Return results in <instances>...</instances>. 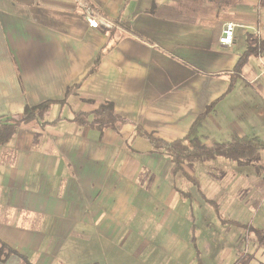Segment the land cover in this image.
Wrapping results in <instances>:
<instances>
[{
    "label": "crops",
    "instance_id": "0c3cea01",
    "mask_svg": "<svg viewBox=\"0 0 264 264\" xmlns=\"http://www.w3.org/2000/svg\"><path fill=\"white\" fill-rule=\"evenodd\" d=\"M87 9L113 28H91ZM249 39L264 40L262 0H0V120L52 104L0 146V264H212L213 219L252 162L197 158L175 174L150 137L181 140L214 106L205 145L264 141L248 114L253 92L264 103V53L237 73ZM105 103L119 131L90 125Z\"/></svg>",
    "mask_w": 264,
    "mask_h": 264
},
{
    "label": "trees",
    "instance_id": "16d2710c",
    "mask_svg": "<svg viewBox=\"0 0 264 264\" xmlns=\"http://www.w3.org/2000/svg\"><path fill=\"white\" fill-rule=\"evenodd\" d=\"M264 4V0H262ZM264 53V40L249 39L248 48L241 56L237 65V73L241 72L251 57H259ZM51 103H45L33 108H27L23 115L0 120V146L8 144L22 125L43 118L51 107ZM214 106L207 109L204 116L208 115ZM91 114L80 113L75 118L79 125L89 124L88 118ZM93 119L90 125L99 130L113 129L119 131L127 123L114 109L113 104L105 103L92 113ZM203 116V118H204ZM203 118H199L189 133L181 140L172 143L161 139L150 137L156 151L165 153L173 165V173H185V165L197 158H224L239 165H249L258 159L264 152V141L258 137H235L229 142H213L211 147L205 145L206 138L199 135L198 127ZM233 226L246 228L252 232L261 244H264V230L253 226L242 225L238 222H230ZM253 257L246 255L240 257L234 264H251Z\"/></svg>",
    "mask_w": 264,
    "mask_h": 264
},
{
    "label": "rangeland",
    "instance_id": "374dc122",
    "mask_svg": "<svg viewBox=\"0 0 264 264\" xmlns=\"http://www.w3.org/2000/svg\"><path fill=\"white\" fill-rule=\"evenodd\" d=\"M243 83H245V81H243ZM238 95L239 92H237V97ZM250 98L251 100L248 101L250 102L249 104H252V107L248 109V114L252 112V119L254 121L257 120L254 125L259 126V133L264 136V103H256L259 97L255 92H253ZM251 166L252 167L247 168L245 171L249 174L246 188L243 189L242 192L238 191L236 196L231 195V197H235V201L231 200L228 203L222 202L221 214H219L218 217L214 216V226L211 230L214 233L216 232V239H219L222 244L220 251L213 252L214 258L212 259V264H232L237 258L246 255L253 257L251 264H264V244L258 241L254 233L247 232L248 230L246 228L239 226L233 227V225L230 224L232 220H236L244 224L261 227V229L264 230V153L260 158L254 160ZM219 173L220 175H225L226 170H220ZM246 208L249 210L244 211ZM207 211L214 214L212 208L205 207L200 214V219H198L200 231H206L205 226L201 224L211 220ZM209 218L210 220H208ZM236 235H238V237L242 236V240L240 245H236L234 248L235 258H232L233 260L228 258L226 261H223L226 258L225 254L228 250L233 248L232 240ZM232 251L230 253H232ZM216 253H218V255Z\"/></svg>",
    "mask_w": 264,
    "mask_h": 264
},
{
    "label": "built area",
    "instance_id": "2783aa9c",
    "mask_svg": "<svg viewBox=\"0 0 264 264\" xmlns=\"http://www.w3.org/2000/svg\"><path fill=\"white\" fill-rule=\"evenodd\" d=\"M84 18L91 28H100V27L105 28V29L113 28V24L110 21L101 17L92 9L86 10V14L84 15ZM236 28H237V25L235 23H232V22H228L224 26L222 35L219 39V43L222 46L230 47L234 44ZM255 33L259 34V31H256Z\"/></svg>",
    "mask_w": 264,
    "mask_h": 264
}]
</instances>
